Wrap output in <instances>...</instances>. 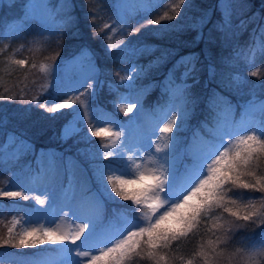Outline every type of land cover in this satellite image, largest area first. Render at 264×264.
<instances>
[{
	"label": "trees",
	"instance_id": "trees-1",
	"mask_svg": "<svg viewBox=\"0 0 264 264\" xmlns=\"http://www.w3.org/2000/svg\"><path fill=\"white\" fill-rule=\"evenodd\" d=\"M60 1V14H57L60 9L57 1L50 0L54 7L48 19L39 21L27 17L26 0H0V96L5 97L0 99V192H4L2 178L6 172L26 162L27 173H39L47 155L52 162L58 160L64 167L60 176L62 187L69 181L68 162H75L84 169L91 166L95 169L96 163H109L104 160V153L113 149L101 147L111 142L108 137L91 136L93 128L86 124L65 137L62 128L70 117V108L56 112L46 110L54 106L55 100L64 92V84L50 82L67 62L94 66L88 77L81 81V94L91 106L110 109L122 125L126 122V113L118 105V100L126 90L120 78L127 66L143 64L156 54L165 55V61L152 75L155 85L147 91L142 104L143 108L150 110L155 103L163 101L168 89L165 84L167 75L184 70L179 64L182 58L195 57L197 71L192 76L177 78L178 82L187 83L188 89L198 97L188 131H182V139L178 143L188 164L192 160L190 152H198L191 136L200 133L205 139L208 137L204 128L212 123L208 114L210 109L207 108L210 99L230 104L234 124L240 122L247 99L252 103L264 100V54L256 50L252 61V50L264 42V2L186 0L177 14L173 6L179 4V0H131L129 6L121 5L122 0ZM226 3L231 9V25L222 32L219 28L222 19L227 18ZM208 10V19L199 27V19ZM165 13L174 18L162 20L158 25L148 23V20L159 19ZM15 17L22 25L13 33L7 32L11 27L6 23ZM218 54L232 63L230 68L239 77L231 90L219 87L217 78L222 77L224 71ZM21 59L25 63L17 64L16 61ZM253 72L257 75H252ZM144 83L140 80L138 84ZM39 104L46 107L41 108ZM152 112L155 114V109ZM262 115L261 127H264V112ZM260 129L254 131L244 126L235 134L255 132L259 135ZM232 139L235 140L236 136ZM124 163H127L125 158ZM179 167V171L184 168L186 173L190 170V166L181 160ZM254 168L258 176L264 175V154L254 161ZM112 197L114 199H108L104 194L98 197L97 204L105 209L104 222L106 219L121 222L134 216L140 218L137 206L131 201ZM234 198L241 205V216L249 211L243 205L251 201L253 206L250 210L256 213L252 217L255 223L215 209L207 218V224L201 222L198 230L193 229L187 237L174 241L170 249L162 250L166 260L171 264H188L189 261L206 264L205 258L198 254L201 246L207 250V241L219 238L222 242L217 243V251L223 250L222 255L213 257L209 253L210 264H249V253L264 242V224L261 223L264 220V208L261 206L264 193L247 191L243 193V199L239 196ZM34 205L30 199L0 195V237H7L9 228H18L20 217L14 210ZM6 206H11L10 210H6ZM165 223L171 226V221ZM213 224L219 227L212 228ZM54 246L50 245L46 250L54 254L60 249ZM37 249L0 246V258L4 264H30L29 260H35L37 256ZM106 260L107 257L103 258L99 264H105ZM127 264H154V261L146 253H141L133 256ZM258 264H264V259H260Z\"/></svg>",
	"mask_w": 264,
	"mask_h": 264
},
{
	"label": "rangeland",
	"instance_id": "rangeland-1",
	"mask_svg": "<svg viewBox=\"0 0 264 264\" xmlns=\"http://www.w3.org/2000/svg\"><path fill=\"white\" fill-rule=\"evenodd\" d=\"M49 1L26 0L25 12L27 17L39 21H46L52 7H54V3L51 4ZM56 1L57 8H60L57 14H60L61 1ZM259 1L264 2V0ZM122 3L129 6L131 0H122L121 5ZM209 15L210 10L199 19V27L205 23ZM17 19L19 18L15 17L6 23L11 27L7 32L15 31L22 25L21 22H17ZM217 58L223 63L220 66L221 68L223 67L224 71L223 76L217 78L219 87L223 89L229 87L228 89L231 90L237 85L239 77L236 71L230 68L232 66L230 61L222 58L221 54H218ZM164 61L165 55L160 53L143 64H131L125 68L120 81L126 90H123L120 95L118 105L120 107H127L135 104L136 107L126 114V122L122 123V125L117 121L110 109L102 106H91L89 100L85 99L81 94V81L88 77L94 68L93 65L89 63L82 64V62L75 63V61L67 62L53 76V80L50 82L52 84H64L63 94L55 100L53 105L55 103H63L64 100H70V103L71 101H75L69 106L70 117L67 118L62 128V133L65 137L76 132L85 124L87 126L91 124L93 130L103 128L106 131L121 132L122 136L120 140H115L112 137L111 141L115 140L116 144L123 142L125 147L120 150L123 152V157L128 162V157L132 156L135 161L129 169L132 173L131 175L117 178V174L113 173L117 187L120 186V180L134 181L133 183L124 184L123 187L125 190L138 191L155 184L156 181L152 178V175H148L147 173L151 170H156L153 174L158 175V170L161 168V165L164 167L171 166L178 177L187 174L184 168L179 171L181 149L178 148V143L181 142L182 131H185L191 124L190 119L193 118L196 111L198 97L188 89L187 83L177 81V78H185L184 70H181L179 73L170 72L167 75L165 84L168 89H166V94L165 96L163 95V101L161 103H155L150 110L142 106L147 91L151 90L155 85L152 75ZM140 80L145 81V83L143 85L138 84ZM246 103L247 105L244 113L240 117V122H235L234 124L232 121L233 110L230 104L222 101L217 102L215 98L210 99L207 103V108L210 111L207 112L210 114L209 118L212 120V123L209 125L210 127L205 126L208 137L205 139L201 135L191 136V141L198 147V151L207 150L209 144L218 145L220 140L217 137L223 128H227L232 133L241 130L244 126L253 128L254 131L261 128L263 116L262 105H264V100L252 103L247 99ZM153 109L156 111L155 114H152ZM173 115H176L177 121L174 125L173 133L168 134L172 136V139L169 140L165 134L160 132V128L168 123ZM228 139V136H224L225 145ZM166 143L168 144L167 148H165ZM158 147L162 151L157 152L156 149ZM128 148H131V152L128 151ZM222 150L223 148H220V151ZM196 153L191 152V162L189 164L185 163L190 166V170L195 163ZM137 165H139V170H137ZM67 166L69 170V181L63 187L61 186L60 176L64 171V167L60 165L58 160L52 162L49 155L44 157V167L41 168L42 170L39 173H27L26 162L19 163L18 168H14L5 173L4 178H2L4 183L3 191L22 192L28 199L35 202L32 208L25 206V208L20 207V209L14 210L20 217L19 226L13 230L14 233L29 229L42 230L44 228H59L61 232L71 235L77 225L85 222L87 216H92L96 220L98 234H117V232L112 231L110 223L106 224L103 221L105 209L97 204L98 197L103 194V189L96 179L93 167L84 169L75 162H68ZM104 183L107 184V176H105ZM107 191L111 193L110 185ZM112 196H115V194L111 193ZM37 197L44 200L45 203L43 205L38 204L36 202ZM107 198L111 199L109 197ZM192 203H195V201H192ZM10 207L6 206V210H10ZM7 220L10 221L11 219ZM168 221H171L172 227L177 228L180 226L173 219H169ZM85 234H87V230ZM83 238L82 235L81 240ZM45 239L46 242L44 244L36 246L38 247L36 250L37 256L35 260H29L31 261L30 264H88L91 255H99L97 249L96 251H92L88 257L77 256V249L86 250L81 247V241H77L76 244H71L68 241H60L54 237L53 239L56 242L52 243L47 241V238ZM50 245H57L60 249H57L54 254H50L46 250ZM108 245H111V243ZM68 249H71V251H68Z\"/></svg>",
	"mask_w": 264,
	"mask_h": 264
},
{
	"label": "snow or ice",
	"instance_id": "snow-or-ice-1",
	"mask_svg": "<svg viewBox=\"0 0 264 264\" xmlns=\"http://www.w3.org/2000/svg\"><path fill=\"white\" fill-rule=\"evenodd\" d=\"M185 2L186 0H179V4L173 6L177 14L180 12L181 5H184ZM225 8L227 18L222 19L219 28L222 32L231 25L230 6L226 3ZM173 18L165 13L159 19L148 20V23L158 25L162 20ZM136 31H139V29H136ZM256 50L264 54V42L258 43L252 50V61L255 60ZM16 63L23 65L25 61L17 60ZM179 64L184 67L185 77L192 76L197 71L195 57L182 58ZM252 75L255 76L257 73L253 72ZM3 98L5 97L0 96V99ZM74 102L71 101V103ZM71 103L70 100H64L63 103H55L54 106L47 107L46 110L56 112L59 109L71 106ZM39 107L45 108L46 105L39 104ZM134 107L136 105L132 104L123 107L122 110L127 114ZM262 112H264V105H262ZM176 121L177 117L173 115L171 120L160 128V132L165 134L169 140L172 139V136L168 134L173 133ZM89 127L91 128L92 125L89 124ZM234 135L236 136L235 140L232 139ZM91 136H104L110 140L114 137L115 140H120L122 134L118 131H106L101 128L91 131ZM224 136L229 137L227 146L224 144ZM262 137H264V127H261L259 135L255 132L247 135H237L229 132L227 128H223L218 135L220 143L218 145L209 144L207 150L198 151L195 156V163L187 174L178 177L171 166L164 167L161 165L158 175L153 174L156 170L147 173L152 175L156 183L138 191H127L123 187L124 184L133 183L134 181L120 180V186L117 187L116 180L113 178V173L117 174V178L132 174L129 169L135 161L132 156H129L128 162L124 163L123 152L120 151L125 147L123 142L116 144L115 140H112L110 144H102L101 147L106 150L110 147L113 149L104 153V160L109 161V163H96L94 169L96 179L103 189V194L106 197L113 198L111 193H114L115 197H119L123 201H131L132 204L137 206L136 211L139 212L140 218L137 219L134 216L131 220H128L124 228L115 235L98 234L96 220L92 216H87L85 222L77 225L71 235L61 232L59 228L29 229L13 235V229L9 228L7 237H0V246L36 247L44 244L46 242L45 238H47V241L55 243L56 240L53 238L56 237L60 241H68L71 244L81 241V247L86 250H76V255L80 257H88L92 251L98 249L99 255H91L88 264H99L105 257H107L105 264H127V261L133 256H139L141 253H146L154 261V264H162V262L163 264H171L161 254L162 250L170 249V245L174 241L187 237L193 229L198 230L197 226L201 222L207 224V218L215 209H222L231 217L241 218L244 221H250L256 215L250 210L253 206L250 201L249 204L243 205L249 211L241 216V205L238 199L234 197L239 196L243 199V193L247 191L264 193V175L258 176L254 168V161L260 154H264V138ZM167 147L168 144L166 143L165 148ZM220 148H223V150L220 151ZM128 151L131 152V148H128ZM156 151L160 152L162 149L158 147ZM209 161L211 162L209 163ZM136 167L139 170V165ZM105 176H107V184L104 183ZM242 177L249 179H242ZM109 185L111 186V193L107 191ZM0 195L13 199H28L24 193L19 191H4L0 192ZM192 201H195V203H192ZM36 202L40 205L45 203L44 200L38 197ZM261 206L264 208V202ZM169 219H173L177 225H183V227L168 226L165 222ZM252 222L255 223L254 220ZM261 223L264 224V220H261ZM217 227L219 225H212V228ZM86 230L87 234H85ZM124 232H126V235H124ZM82 235L83 240H81ZM221 242L219 238H217V241L208 240L207 250L204 246H201V251L198 254L205 258L206 264H210L208 261L209 253L213 257L222 255L223 250L217 251V243ZM109 243H111L110 247L107 246ZM68 251H71V249H68ZM260 259H264V242L261 243L260 247L253 248L249 253V264H258ZM0 264H4L2 258H0ZM188 264H192V261H189Z\"/></svg>",
	"mask_w": 264,
	"mask_h": 264
}]
</instances>
